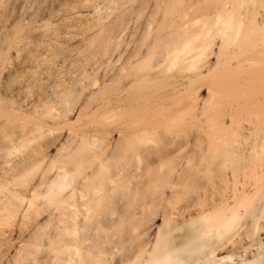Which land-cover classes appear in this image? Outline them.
I'll list each match as a JSON object with an SVG mask.
<instances>
[{
    "label": "bare ground",
    "instance_id": "bare-ground-1",
    "mask_svg": "<svg viewBox=\"0 0 264 264\" xmlns=\"http://www.w3.org/2000/svg\"><path fill=\"white\" fill-rule=\"evenodd\" d=\"M59 2L0 94V264H264V0Z\"/></svg>",
    "mask_w": 264,
    "mask_h": 264
},
{
    "label": "rangeland",
    "instance_id": "rangeland-1",
    "mask_svg": "<svg viewBox=\"0 0 264 264\" xmlns=\"http://www.w3.org/2000/svg\"><path fill=\"white\" fill-rule=\"evenodd\" d=\"M31 1H34V2H32V4H31ZM41 1L42 2H40V0H38V1L37 0H0V94H2L5 91V89L7 88V86L4 85V82H6V80L9 76H13L12 75L13 72H14L13 73L14 75H18V85H19V84H21L20 81H22L24 78L25 79L27 77L30 78L34 75V72L36 70L34 69L33 63H35V61L37 60V58H36L37 54L42 53L43 58L47 57V52L45 51V49H41L42 47H37V45L33 43V40L31 38H29V37H34L38 34H43V32L46 30L45 27H44V29L38 27L40 25V24H38L37 18H36L38 8L40 7L41 10H44L46 8V6H48V5L50 6L52 4V7H55V13L60 14L61 8L64 9L63 5H66L65 8H69L71 6L70 3L65 4V2H59V0H41ZM186 1H188V0H184V1L182 0V3H184V4H182V8H179L180 11L178 9H176L177 11L174 12V14H173L174 16L172 18L179 16L183 12V10H184L183 7H184ZM75 3L76 2H73L71 4L73 5ZM35 6H36V8H35ZM56 6H57V8H56ZM178 11H179V13H178ZM48 28L54 29L56 31L60 30L61 32L64 31L63 29L59 28L58 24H55V23L52 24L51 26H49ZM80 34H81V30H78V29H75L72 32V35L76 36L75 38H79ZM73 39H72V42H70L71 40L68 42V46L66 45L67 46L66 48H65V45H64V47L62 46L63 50L60 51V55H59L61 57L56 58L57 63H59V68L61 67V64H63L64 61H67V60L81 61V60L86 59L85 58L86 55L83 53H80L79 46H77L78 43L74 42L75 40H73ZM53 42L54 41H52V43ZM63 56H64V58L62 60L61 58ZM82 56H84V57H82ZM216 59H217L216 56H214V57H212L211 60H216ZM33 60H35V61L32 63ZM17 66H18V68H17ZM102 68H103V66H102ZM27 70L29 71L30 74L28 73ZM25 71H27V72H25ZM31 71H33V73ZM49 73L45 69L42 71V75L44 77H49ZM101 74H102V71H101ZM21 78H23V79L21 80ZM199 84H202V83H199ZM166 86H167L166 82L161 83L158 90L164 91L163 90L164 88H165V90L167 89ZM160 88H162V89H160ZM20 90H22V89H20V86H18V93ZM25 90H27V89L25 88ZM28 90H30L29 97L27 96L28 95L27 92H25V94L23 93L24 94L23 96L25 98L28 97L27 98L28 100H30V98H31L30 96H32L33 99L30 101L34 102V99L36 98L35 95L39 92V87L38 86H32ZM201 97L204 99L206 97H208V88L206 86L204 87V90L201 91ZM3 99L6 100L5 96ZM12 105L13 104L10 103L9 101H4L3 106L1 105L0 107H2V108H0V109H2L3 111L13 112V109H15V105H14V107ZM113 113H114L113 115L116 116L120 112L119 113L113 112ZM107 115H111L109 118L114 117L112 114H108V113L101 114V113H99V114H96V115H93L90 117H86V118L88 121L92 120L95 123L98 122L97 121V119H98L99 123L101 122L102 124H105V120H104V122L102 121V119H103L102 116H107ZM118 116L120 118H117ZM118 116L116 117L117 118L116 121L114 120L115 118H113L114 122H112V123L116 124L115 122L118 123V121L120 122V120L124 119V116H121L120 114ZM101 117H102V119H101ZM32 122L35 124L34 120ZM106 122L108 123L109 120L107 121V119H106ZM112 123L109 122L108 124H112ZM197 123H204V122L199 120V122L197 121ZM252 131L255 132L254 130H252ZM252 131H251V133H249V135L251 134V136H248V135L246 136V138H245L246 140L249 139L250 141H256V140H258L257 138L260 139V138L264 137V134L261 136H257V134H256L257 132L254 133V135H253ZM49 152L55 153V147H51L49 149ZM186 225L189 226V224H185V226ZM187 226L184 227V225H183V227L186 231H184L183 233L181 232L180 234H181V236L184 237L183 238V244H184L186 251L191 253V252L196 251L201 246V241L199 240V235L196 233V231L194 233L190 232V231H193V229L190 230L192 225L189 226L190 228L188 227V229H186ZM192 227L194 228V225ZM11 252H12V254H14V251H11Z\"/></svg>",
    "mask_w": 264,
    "mask_h": 264
}]
</instances>
